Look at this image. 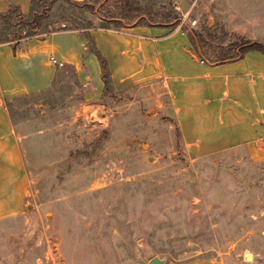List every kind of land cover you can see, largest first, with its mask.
<instances>
[{
  "label": "rangeland",
  "instance_id": "374dc122",
  "mask_svg": "<svg viewBox=\"0 0 264 264\" xmlns=\"http://www.w3.org/2000/svg\"><path fill=\"white\" fill-rule=\"evenodd\" d=\"M85 1L95 11L52 0L32 29L0 18V44L73 33L84 46L78 70L56 65L49 85L5 99L29 201L0 220V264H150L152 256L264 264V161L236 148L186 146L168 93L153 85L96 88L86 74L88 35L116 25L100 18L103 0ZM137 3L173 6L203 55L241 37L264 41V0Z\"/></svg>",
  "mask_w": 264,
  "mask_h": 264
},
{
  "label": "crops",
  "instance_id": "0c3cea01",
  "mask_svg": "<svg viewBox=\"0 0 264 264\" xmlns=\"http://www.w3.org/2000/svg\"><path fill=\"white\" fill-rule=\"evenodd\" d=\"M29 3L0 0V11L14 4L25 13ZM90 37L106 62L107 93L110 87L153 85L156 92L168 93L171 116L186 146L206 152L236 148L253 161H264L263 52L248 50L233 60L207 62L196 55L180 23L172 28L144 24L94 28ZM83 48L73 33L0 44V220L21 214L29 201L20 135L5 99L49 85L56 66L49 61L50 54L78 70ZM85 61L86 74L104 91L99 62L90 50ZM171 264L217 263L198 256Z\"/></svg>",
  "mask_w": 264,
  "mask_h": 264
},
{
  "label": "trees",
  "instance_id": "16d2710c",
  "mask_svg": "<svg viewBox=\"0 0 264 264\" xmlns=\"http://www.w3.org/2000/svg\"><path fill=\"white\" fill-rule=\"evenodd\" d=\"M51 1L52 0H48L47 4H40L38 10L31 11L28 16L21 13L17 5L10 4L5 10L0 11V18L10 16V19L18 24L24 25L30 29L36 28L41 24V20L47 15ZM67 1L75 5L85 6L89 11H95V7L85 0ZM97 11L100 13V18L112 21L115 23L116 27L144 24L172 28L180 23L181 28L186 31L196 55L207 62L233 60L240 57L248 50H258L264 53V41L241 37L226 44H215L210 46V56L203 55L201 51H199L198 40L201 41V39H195V31L186 27L184 24H181L180 14L173 6H168L163 3L154 6L151 4L139 5L137 0H103ZM88 38H90L88 41L89 50L94 53L100 65V77L103 81V88L105 91L108 88V70L106 62L104 57L94 46L92 38L89 35Z\"/></svg>",
  "mask_w": 264,
  "mask_h": 264
},
{
  "label": "built area",
  "instance_id": "2783aa9c",
  "mask_svg": "<svg viewBox=\"0 0 264 264\" xmlns=\"http://www.w3.org/2000/svg\"><path fill=\"white\" fill-rule=\"evenodd\" d=\"M48 59H49L50 62L54 63L57 66H62L63 65V62L58 60V59H56L55 56L52 55V54L48 55Z\"/></svg>",
  "mask_w": 264,
  "mask_h": 264
},
{
  "label": "water",
  "instance_id": "95a60500",
  "mask_svg": "<svg viewBox=\"0 0 264 264\" xmlns=\"http://www.w3.org/2000/svg\"><path fill=\"white\" fill-rule=\"evenodd\" d=\"M150 264H162V259L158 258L157 256H152L149 259Z\"/></svg>",
  "mask_w": 264,
  "mask_h": 264
}]
</instances>
